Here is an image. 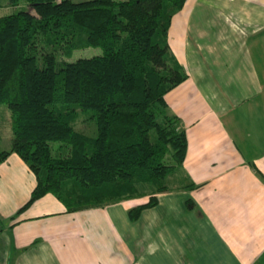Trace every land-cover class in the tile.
I'll return each mask as SVG.
<instances>
[{"label":"crops","instance_id":"crops-1","mask_svg":"<svg viewBox=\"0 0 264 264\" xmlns=\"http://www.w3.org/2000/svg\"><path fill=\"white\" fill-rule=\"evenodd\" d=\"M166 42L186 74L164 95L179 183L134 221L123 201L67 212L50 193L19 210L35 178L10 153L0 264H264V0H184Z\"/></svg>","mask_w":264,"mask_h":264},{"label":"trees","instance_id":"trees-1","mask_svg":"<svg viewBox=\"0 0 264 264\" xmlns=\"http://www.w3.org/2000/svg\"><path fill=\"white\" fill-rule=\"evenodd\" d=\"M24 1L33 12L0 16V104L11 132L0 163L15 153L35 178L19 210L45 193L67 212L102 207L142 196L146 185L147 200L127 210L134 221L185 154L184 130L164 99L186 78L166 42L184 0ZM86 47L100 53L56 61ZM86 111L94 136L73 126ZM54 141L65 151L53 154Z\"/></svg>","mask_w":264,"mask_h":264},{"label":"rangeland","instance_id":"rangeland-1","mask_svg":"<svg viewBox=\"0 0 264 264\" xmlns=\"http://www.w3.org/2000/svg\"><path fill=\"white\" fill-rule=\"evenodd\" d=\"M28 11L33 12L32 7L28 5L24 0H18L17 4L14 6L10 5H2L0 6V16L12 14L17 11ZM100 53V49L98 47H86L83 49H75L71 52L68 58H62L60 56L56 57V61L59 62L61 59L64 60H74L76 58H85L90 57L93 55H97ZM90 111L86 112H78V116L73 123L74 129L77 131H82L84 134L89 136L95 135V124L93 120L89 117ZM10 111L6 107L5 104H0V149H4L8 147L10 141ZM51 152L54 154L56 151H65L63 147H61L60 143L57 141L50 143ZM179 174L176 170L169 173L164 182L167 187H175L178 182ZM140 192H142V196H137L134 198L123 200L124 205H130L133 207L137 204H140L147 200L148 198V191L150 190L149 187L146 185H139L138 186Z\"/></svg>","mask_w":264,"mask_h":264}]
</instances>
